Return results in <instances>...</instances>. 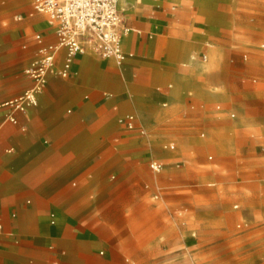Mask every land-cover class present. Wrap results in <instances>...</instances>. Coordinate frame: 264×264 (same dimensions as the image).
Listing matches in <instances>:
<instances>
[{
	"label": "crops",
	"instance_id": "0c3cea01",
	"mask_svg": "<svg viewBox=\"0 0 264 264\" xmlns=\"http://www.w3.org/2000/svg\"><path fill=\"white\" fill-rule=\"evenodd\" d=\"M253 1L256 15L251 17ZM253 1L240 0L242 26L249 30L243 38L224 34L219 45L207 42L202 49L217 53L221 47L229 53L228 71L238 73L223 78L224 98L236 100L245 114L263 117L260 88L251 76L264 78V52L254 48L251 63L247 53L241 55L245 47L241 44L250 38L257 41L264 33V0ZM203 3L206 0H127L122 6L118 0L124 25L130 29L124 36L129 56L123 66L100 57L115 68L104 78L109 71L97 68L99 60L92 53L79 55L71 75H51L38 105L17 112V122L7 119V109L0 110V264H68L90 256L96 242L89 233L117 227L105 207L113 205L123 214V199L134 197L136 182L149 177L148 148L131 142V134L149 142L154 130L183 132L212 123L207 97L221 95L209 90L190 95L183 90L198 88L194 76L201 71L195 57L208 30L198 21ZM37 34L42 35L41 42ZM56 41L55 26L35 10L33 0H0V102L31 86L25 67L41 44ZM204 56L208 59V54ZM62 60L63 52L58 66ZM129 113L136 116L133 129L119 122ZM240 128L246 135L258 126L247 119ZM169 144L176 148L175 141L163 148L175 149ZM152 159L165 168L162 158Z\"/></svg>",
	"mask_w": 264,
	"mask_h": 264
},
{
	"label": "rangeland",
	"instance_id": "374dc122",
	"mask_svg": "<svg viewBox=\"0 0 264 264\" xmlns=\"http://www.w3.org/2000/svg\"><path fill=\"white\" fill-rule=\"evenodd\" d=\"M126 2L121 0V5ZM254 3L250 2L251 17L256 15ZM200 8L198 21L208 30L195 57L194 66L201 71L194 76L198 88L193 85L183 90L190 95L208 90L221 95L207 97L212 125L199 123L183 132L177 128L154 130L149 142L132 133L131 142L148 148L149 177L136 182L134 197L123 199V214L116 213L113 205L105 207L117 227L91 231L94 253L68 264H264V116L245 114L236 100L224 98L223 78L238 72L228 71L231 57L221 47L215 51L218 54L202 49L207 42L219 45L224 34L243 38L249 30L242 26L240 0H206ZM262 44L264 33L257 41L250 38L241 44L245 45L242 58L247 53V61L253 62L254 48L264 52ZM91 55L99 60L100 71H109L103 77H110L113 64ZM254 78L264 109V78L257 73L251 76ZM247 119L254 120L258 128L245 135L240 122ZM170 141H175L176 148L164 149ZM165 154L171 157L165 159ZM153 155L166 163L160 173L149 166ZM176 161L182 166L176 167ZM122 188L124 194L126 186Z\"/></svg>",
	"mask_w": 264,
	"mask_h": 264
},
{
	"label": "built area",
	"instance_id": "2783aa9c",
	"mask_svg": "<svg viewBox=\"0 0 264 264\" xmlns=\"http://www.w3.org/2000/svg\"><path fill=\"white\" fill-rule=\"evenodd\" d=\"M36 11L45 14L55 26L57 41L44 43L37 55L25 67L32 84L21 94L0 102V110L7 109V119L17 122L16 113L37 106L39 96L51 75H71L75 59L92 53L105 59H114L121 67L129 54L124 49V36L130 30L123 22L118 0H33ZM41 42V34L36 35ZM63 52L61 66L57 59ZM129 129L135 128L136 116L132 113L119 118ZM145 134V130H141ZM167 147L175 148L174 144ZM150 166L160 172L164 164L152 159Z\"/></svg>",
	"mask_w": 264,
	"mask_h": 264
}]
</instances>
